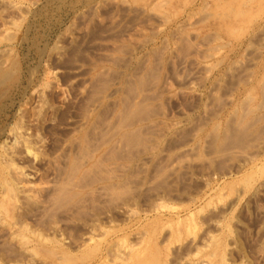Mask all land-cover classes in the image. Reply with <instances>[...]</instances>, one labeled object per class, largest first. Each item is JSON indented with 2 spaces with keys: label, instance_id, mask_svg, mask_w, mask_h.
Here are the masks:
<instances>
[{
  "label": "rangeland",
  "instance_id": "rangeland-1",
  "mask_svg": "<svg viewBox=\"0 0 264 264\" xmlns=\"http://www.w3.org/2000/svg\"><path fill=\"white\" fill-rule=\"evenodd\" d=\"M130 1L0 0V36H2L0 37L2 38L0 39V66L2 65L4 70L9 64L8 62H12V60L17 62V68L11 74L12 78L0 85V93H2L0 94V264H67V262L70 264H124L125 261V264H139L142 259L150 260L149 257L153 254L152 252L157 249L154 253H157L159 264H172L170 261L173 264H264V101L263 104L261 103L264 96L261 97L260 94L262 89L264 95V88L261 87V83H264V33L262 34V30L264 32V0H254L253 2L250 0V3L249 0H218L219 2L217 0H204V3L203 0H185V2L184 0H165L166 4L164 0H132L133 3ZM160 1H163L166 6L160 5L161 9H156L157 12L153 9L158 7ZM217 3L228 4L226 7H222V10L221 7L217 8ZM188 11L189 13H187ZM161 15L166 16V18L163 17L165 20H161ZM3 17H7L6 21ZM188 17L191 18L188 19ZM200 17L204 19L203 22L198 19ZM219 20H221L220 23ZM221 25L222 27H220ZM222 30L224 31L222 32ZM185 32L187 33L185 34ZM241 33L242 35H240ZM179 34L182 39H178ZM223 34L225 35L223 36ZM260 37L263 38L260 40ZM183 39L186 42H192L193 46L190 43L185 45ZM179 40L183 41L179 43ZM255 40L258 42L254 44ZM262 42L263 46L259 45ZM161 44L169 45L164 47L165 45L162 46ZM215 45L217 48L214 47ZM248 45L250 48H256V50L247 48ZM175 46L178 48L176 49ZM162 48L165 49L162 50ZM191 49L193 50L191 51ZM197 52L207 53L208 57L202 58L205 54H197ZM211 52H215L214 55ZM209 53L212 54L210 57ZM153 59L154 61H152ZM157 63L159 64L156 65ZM143 66L144 68H142ZM208 66L214 69H210ZM235 66H237L238 71H236ZM178 68L180 69L178 70ZM137 69H141V71H136ZM146 71L151 79L147 73H144ZM153 73L156 74L155 77ZM140 75L148 77L145 78L148 81H144L145 85L143 86L145 87L143 89L142 87L136 88L139 85L136 83L141 77ZM190 78L192 80H189ZM237 79L242 80L235 81ZM131 87L134 90H130ZM140 89L151 98L147 99V103H145V107L149 106L148 109H145L146 115L143 109V114L139 112L137 117L141 115L140 118L144 117L142 118L144 120L147 117V120L139 119L140 122L135 123L136 119L132 117L133 120H131L130 116L129 122L124 123V130L128 126H132L131 123L140 126L138 133L141 136L137 133L139 139L134 143L133 141L131 144L129 143L128 148L127 143L125 145L121 138H118L120 137L118 135V126L120 125L118 119L120 117L117 119L116 115H119L116 113L123 103H125L123 106L131 105L130 102L137 103L138 97H141L142 90ZM147 96L143 97L144 100L148 98ZM251 96L253 97L251 98ZM247 97L253 100L244 104L246 99L249 100ZM121 98H125L126 102L123 101L124 99L121 101ZM128 98L130 99L128 100ZM205 102H207L206 105ZM249 102H251L250 105ZM239 105H243L242 110H240L241 106ZM133 106L137 107L135 104ZM109 109L111 110L109 111ZM240 111L247 113L245 115L240 114ZM259 115L260 120L257 119V121L255 117ZM232 116L235 117L234 121L231 119ZM102 117L103 121L100 119ZM239 117L245 119L244 127L248 126V128L244 129V133L238 136L239 138L241 136V140L238 138L240 142H237L239 140L235 137L232 138L235 142H230L231 138L229 139V137L230 135L233 136L231 130L234 131L235 129L231 124ZM114 118L117 119L116 123ZM229 118L233 123L229 122ZM250 119L251 122L253 120L257 122L249 124ZM203 122L207 123L204 125ZM228 122L232 129L225 126V123L228 124ZM245 122H249L248 125ZM150 123L151 125H148ZM190 123L196 124L194 130ZM93 124L95 125L94 130L96 128L95 132L92 129L91 131L88 130L94 126ZM110 125L112 126L110 127ZM146 127L148 130L145 129ZM104 129L108 132L115 131V133H108ZM213 129L214 131H212ZM228 130L230 133L228 134L229 137L227 136L229 142L226 139V145L223 143L220 148L225 147L226 149L230 148V150L228 153L227 151L224 152V157L220 153L222 157L220 158L219 154L215 153L213 148L210 150L209 146L213 147L212 142L218 141L216 134H225L224 132ZM87 131H90L89 134ZM98 131L102 132L98 134ZM210 132H212L211 136L208 134ZM85 133H87L86 137L91 139H85L89 145V154L84 157L82 155L84 151L79 143H81V136ZM90 133L92 134L90 135ZM248 133L250 136L253 135L252 138L249 137ZM108 134L111 137L114 136L111 138ZM207 135L210 136L212 142ZM242 135L245 138L244 141H242ZM259 135L261 136L257 137ZM92 139L95 142L99 141L97 142L99 145L92 142ZM92 143L99 147L93 146ZM137 143H139L138 148L135 146ZM153 144H156V148ZM171 144L173 146H169ZM236 144L239 146H235ZM241 144L242 147L246 146V148H242ZM124 146L126 151L122 148ZM214 146L217 145L214 143ZM150 147L153 148L151 151ZM206 147L209 148V151L205 149ZM127 148L130 151H127ZM75 149L78 151L76 152ZM232 149H237V152L241 150L242 152L239 151L241 155L233 151L238 156L235 157L233 153L231 154ZM71 152L75 155L74 159H81L80 161L83 163L85 160L82 159L81 155L84 159L93 157L89 159L90 162L86 160L77 177L72 180L74 181L73 184L81 180L78 181L81 184L77 182L71 189V192L78 194L75 193L73 197L62 200L60 202L62 206L54 201V198L58 197L55 196L58 188L56 185L65 179L66 176L64 175H67L69 162L71 159L73 160ZM125 152L127 155L124 154ZM198 152L202 153L201 157H199ZM203 152L205 153L203 154ZM208 153L212 158L210 161L211 158ZM225 153L228 154L226 155L227 158H225ZM206 154L208 155L206 156ZM214 154H218L219 157L216 155L215 158ZM95 159L101 160V163L97 161L95 166ZM176 161H179L180 164ZM220 162L221 164H218ZM64 163L66 165L63 166ZM92 166H95V170ZM102 169L110 172V176L108 172V174L104 172L106 176L102 172L100 175L102 180H98L100 178L96 176L101 174L100 170L102 171ZM86 170L90 173V177L86 175ZM95 171L97 175H95ZM164 171H166L165 174H163ZM111 172L113 176H111ZM155 173H158L160 178L156 177ZM80 175L84 178H79ZM115 175L116 178H113ZM85 179L87 180L84 181ZM160 179L163 180L158 181ZM82 182H86L87 185ZM152 182H155V185ZM119 184L123 185V188L128 187L132 193H129L130 191L127 189L126 192ZM7 186L10 188H8L9 190L5 189ZM130 186L135 190H133L134 193ZM108 187L113 190L106 189ZM103 190H108L107 194ZM110 190L114 194L109 193ZM2 193L3 198L5 196L12 197L10 199L4 198L7 200V204L5 203L3 206L8 209V212L2 208ZM80 197L84 198L79 200ZM10 200L13 204L9 202ZM50 201H54L52 202L54 208ZM159 203L161 206L164 204V208L160 209ZM48 204H50L49 207ZM167 207L168 211L165 209ZM174 207L178 208L175 209ZM44 210L46 213H43ZM8 213L11 218L8 217ZM45 214L50 215L49 221ZM99 214L100 216H98ZM39 221L43 222L39 223ZM195 226L198 228L196 229ZM205 228L207 229L204 230ZM90 238L92 239L91 242ZM21 239L24 243L20 241ZM25 239L29 241L26 240V243ZM87 240L89 242H86ZM28 242L30 243L28 244ZM146 243L149 249L145 251L147 249ZM22 244L24 245L22 246ZM226 246H228L227 249ZM50 250L54 252L52 253ZM51 253L55 256L52 257ZM33 254L38 255L34 256ZM60 254L65 258L63 259ZM132 254H135L136 257ZM179 255L181 256L179 257ZM210 255L212 258L209 257ZM119 256H122L120 260L118 259ZM124 256L126 259L123 258ZM66 258L71 261L65 260ZM162 258H165L164 261ZM63 260L67 262L62 263ZM122 260L124 261L122 262ZM218 260L223 262L220 261L219 263ZM157 262L153 264H158Z\"/></svg>",
  "mask_w": 264,
  "mask_h": 264
},
{
  "label": "bare ground",
  "instance_id": "bare-ground-1",
  "mask_svg": "<svg viewBox=\"0 0 264 264\" xmlns=\"http://www.w3.org/2000/svg\"><path fill=\"white\" fill-rule=\"evenodd\" d=\"M131 1H132V0H131ZM131 1H130V2H131ZM133 1H136V0H133ZM133 1H132V3H133ZM139 1H141V0H139ZM166 1H169V0H166ZM178 1H179V0H178ZM181 1H182V0H181ZM198 1H199V0H198ZM217 1H218V0H217ZM228 1H229V0H228ZM228 1H227V2H228ZM231 1H232V0H231ZM241 1H242V0H241ZM253 1H254V0H252L251 2H253ZM142 2H143V1H142ZM142 2H141V3H142ZM160 2H161L162 4H161V3H160V4L156 3V4H158V5H157V6H158L157 8L154 7V6H156L155 4H154V6L152 5L155 9H153V7H151V8H152L153 10H156V9L160 8V7H159L160 5H161V6H162V5L166 6V5H165V4H166L165 0H164L165 4H163V3H164L163 1H160ZM184 2H185V0H184ZM214 2H215V1H214ZM218 2H219V1H218ZM220 2H222V1H220ZM225 2H226V1H225ZM237 2H238V1H237ZM246 2H247V1H246ZM257 2H258V1H257ZM144 3H145V2H144ZM146 3H147V2H146ZM172 3H173V2H172ZM174 3H175V2H174ZM177 3H178V2H177ZM203 3H204V0H203ZM249 3H250V0H249ZM249 3H248V4H249ZM138 4H139V3H138ZM205 4H206V3H205ZM210 4H211V3H210ZM226 4H228V3H226ZM226 4H225V3H223V4H222V3H217L216 6H217V8H218V7H219V8L221 7V9H222V7H223V8L226 7ZM238 4H240V3H238ZM253 4H254V3H253ZM258 4H259V3H258ZM260 4H261V3H260ZM260 4H259V5H260ZM57 5H58V4H57ZM143 5H144V4H143ZM175 5H176V4H175ZM185 5H186V4H185ZM200 5H201V4H200ZM234 5H235V3H234ZM234 5H233V6H234ZM205 6H206V5H205ZM205 6H204V7H205ZM212 6H213V4H212ZM216 6H215V7H216ZM236 6H237V5H236ZM236 6H235V7H236ZM243 6H244V5H243ZM181 7H183V6H181ZM201 7H202V5H201ZM204 7H203V8H204ZM215 7H214V8H215ZM246 7H247V6H246ZM254 7H255V6H254ZM262 7H263V5H262ZM164 8H165V7H164ZM168 8H169V7H168ZM205 8H206V7H205ZM247 8H248V7H247ZM259 8H260V7H259ZM160 9H161V8H160ZM166 9H167V8H166ZM175 9H177V8H175ZM208 9H209V8H208ZM212 9H213V7H212ZM221 9H220V10H221ZM236 9H238V8L236 7ZM252 9H253V8H252ZM256 9H257V8H256ZM158 10H159V9H158ZM164 10H165V9H164ZM181 10H182V9H181ZM203 10H204V9H203ZM222 10H223V9H222ZM238 10H239V9H238ZM238 10H237V11H238ZM240 10H241V9H240ZM156 11H157V10H156ZM165 11H166V10H165ZM174 11H175V10H174ZM174 11H173V12H174ZM176 11H177V10H176ZM207 11H208V10H207ZM209 11H210V10H209ZM247 11H248V9H247ZM253 11H254V10H253ZM257 11H258V10H257ZM260 11H261V10H260ZM260 11H259V12H260ZM262 11H263V9H262ZM262 11H261V12H262ZM157 12H158V11H157ZM166 12H167V11H166ZM177 12H178V11H177ZM177 12H176V13H177ZM214 12H215V11H214ZM255 12H256V11H255ZM261 12H260V13H261ZM1 13H2V12H1ZM159 13H160V12H159ZM159 13H158V14H159ZM178 13H179V12H178ZM181 13H182V12H181ZM187 13H189V11H188ZM187 13H186V14H187ZM192 13H193V12H192ZM205 13H207V12H205ZM219 13H220V12H219ZM231 13H232V12H231ZM239 13H240V12H239ZM262 13H263V12H262ZM160 14H162V13H160ZM163 14H164V13H163ZM167 14H168V13H167ZM171 14H172V13H171ZM173 14H174V13H173ZM183 14H184V13H183ZM194 14L196 15L195 12H194ZM201 14H202V13H201ZM213 14H214V13H213ZM213 14H212V15H213ZM227 14H229V13H227ZM247 14H248V13H247ZM164 15H165V14H164ZM168 15H169V14H168ZM175 15H176V14H175ZM177 15H178V14H177ZM191 15H192V14H191ZM214 15H215V14H214ZM214 15H213V16H214ZM220 15H221V14H220ZM225 15H226V14H225ZM250 15H251V13H250ZM257 15H258V14H257ZM259 15H260V14H259ZM161 16H162V15H161ZM169 16H170V15H169ZM171 16H172V15H171ZM189 16H190V15H189ZM221 16H222V15H221ZM221 16H220V17H221ZM226 16H227V15H226ZM247 16H249V15H247ZM254 16H255V15H254ZM153 17H155V16H153ZM163 17L166 18V16H162V17H161V18H162L161 20H165ZM207 17H208V16H207ZM218 17H219V16H218ZM220 17H219V18H220ZM256 17H257V16H256ZM3 18H5V17H3ZM6 18H7V17H6ZM6 18H5V21H6ZM155 18H156V17H155ZM189 18H191V17H188V19H189ZM202 18H203V17H202ZM215 18H216V17H215ZM219 18H218V19H219ZM232 18H233V17H232ZM251 18H254V17H251ZM153 19H154V18H153ZM158 19H159V18H158ZM198 19H201V17L198 18ZM208 19H209V18H208ZM211 19H213V18H211ZM229 19H230V18H229ZM166 20H167V19H166ZM201 20H202V22H203L204 19H201ZM201 20H200V22H201ZM205 20H206V19H205ZM209 20H210V19H209ZM213 20H214V19H213ZM215 20H216V19H215ZM242 20H243V19H242ZM247 20H248V19H247ZM172 21H173V19L171 20V22H172ZM188 21H190V20H188ZM220 21H221V20H219V23H220ZM166 22H167V21H166ZM200 22H199V23H200ZM212 22H213V21H212ZM217 22H218V21H217ZM217 22H216V23H217ZM236 22H237V21H236ZM238 22H239V21H238ZM6 23H9V22H6ZM204 23H205V22H204ZM204 23H203V24H204ZM216 23H215V24H216ZM229 23H230V21H229ZM207 24H208V23H207ZM222 24H223V23H222ZM243 24H244V23H243ZM253 24H254V23H253ZM18 25H19V24H18ZM212 25H213V23H212ZM219 25H220V24H219ZM226 25H227V24H226ZM228 25H229V24H228ZM230 25H231V24H230ZM177 26H178V25H177ZM187 26H188V25H187ZM213 26H214V25H213ZM213 26H212V27H213ZM254 26H255V25H254ZM178 27H179V26H178ZM220 27H222V25H221ZM228 27H229V26H228ZM233 27H234V26H233ZM262 27H263V25H262ZM14 28H15V27H14ZM43 28H44V27H43ZM180 28H181V27H180ZM186 28H187V27H186ZM208 28H209V27H208ZM208 28H207V29H208ZM210 28H211V27H210ZM216 28H217V27H216ZM224 28H225V25H224ZM229 28H230V27H229ZM234 28H235V27H234ZM237 28H238V27H237ZM256 28H257V27H256ZM159 29H160V28H159ZM178 29H179V28H178ZM181 29H182V28H181ZM181 29H180V30H181ZM184 29H185V28H184ZM232 29H233V28H232ZM235 29H236V28H235ZM244 29H245V28H244ZM247 29H249V28H247ZM254 29H255V28H254ZM225 30H227V29H225ZM249 30H250V29H249ZM252 30H253V29H252ZM260 30H261V29H259V31H260ZM8 31H10V30H8ZM26 31H27V30H26ZM212 31H213V30H212ZM218 31H219V30H218ZM223 31H224V30H222V32H223ZM235 31H236V30H235ZM237 31H238V29H237ZM256 31H257V30H256ZM107 32H108V31H107ZM149 32H151V31H149ZM154 32H155V31H154ZM181 32H182V31H181ZM181 32H180V34H181ZM233 32H234V31H233ZM248 32H249V31H248ZM253 32H254V31H253ZM257 32H258V31H257ZM260 32H261V31H260ZM260 32H258V33H260ZM13 33H15V32H13ZM171 33H173V32H171ZM186 33H187V32H185V34H186ZM188 33H189V32H188ZM192 33H193V32H192ZM220 33H221V32H220ZM258 33H256V34H258ZM263 33H264V32H263V30H262V34H263ZM151 34H152V33H151ZM175 34H176V33H175ZM180 34H179V35H180ZM256 34H255V35H256ZM0 35H1V34H0ZM108 35H109V34H108ZM176 35H177V34H176ZM179 35H178V39H182V38H181V35H180V38H179ZM182 35H183V32H182ZM224 35H225V34H223V36H224ZM235 35H236V34H235ZM235 35H234V36H235ZM240 35H242V33H241ZM5 36H6V35H5ZM8 36H9V35H8ZM8 36H7V38H9ZM109 36H110V35H109ZM153 36H154V35H153ZM184 36H185V35H184ZM191 36H192V35H191ZM238 36H239V35H238ZM252 36H253V35H252ZM0 37H2V36H0ZM12 37L14 38V36H12ZM12 37H10V38H12ZM172 37H173V36H172ZM182 37H183V36H182ZM205 37H208V36H205ZM217 37H218V36H217ZM228 37H229V36H228ZM256 37H257V36H256ZM24 38H25V37H24ZM130 38H131V37H130ZM170 38H171V36H170ZM210 38H211V37H210ZM258 38H259V35H258ZM262 38H263V37H262ZM262 38L260 37V40H261ZM0 39H2V38H0ZM178 39H177V40H178ZM184 39H186V37H184ZM184 39H183V40H184ZM187 39H188V38H187ZM203 39H204V38H203ZM212 39H213V38H212ZM228 39H229V38H228ZM7 40H8V39H7ZM99 40H100V39H99ZM148 40H149V39H148ZM152 40H153V39H152ZM183 40H179V43H181L180 41H183ZM251 40H252V39H251ZM24 41H25V40H24ZM132 41H133V40H132ZM132 41H131V42H132ZM162 41H163V40H162ZM184 41H185V40H184ZM187 41H188V40H187ZM205 41H208V39H205ZM223 41H224V40H223ZM228 41H229V40H228ZM263 41H264V40H263ZM164 42H165V41H164ZM219 42H220V41H219ZM224 42H225V41H224ZM249 42H250V40H249ZM257 42H258V41L255 40L254 44L257 43ZM161 43H162V42H161ZM167 43H168V42H167ZM175 43H176V42H175ZM183 43H184V42H183ZM187 43H190V44L192 45V42H190V41H188V42L185 41V45H186ZM204 43H205V42H204ZM251 43H252V41H251ZM251 43H250V45L253 44V43H252V44H251ZM133 44H134V43H133ZM172 44H174V43H172ZM201 44H202V43H201ZM32 45H33V44H32ZM139 45H140V44H139ZM161 45H162V44H161ZM164 45H165V46H164ZM164 45H162V46L166 47V46H168L169 44H168V45L164 44ZM222 45H223V44H222ZM250 45H248L247 48H250V47H249ZM259 45H262V46H263V42H262L261 44H259ZM122 46H123V45H122ZM192 46H193V45H192ZM203 46H204V45H203ZM220 46H221V45H220ZM225 46H227V45H225ZM254 46H255V45H254ZM35 47H36V45H35ZM116 47H117V46H116ZM137 47H138V46H137ZM175 47H176V46H175ZM205 47H206V46H205ZM214 47H216V45H215ZM214 47H213V49H214ZM258 47H259V46H258ZM260 47H261V46H260ZM177 48H178V46L176 47V49H177ZM216 48H217V47H216ZM218 48H219V46H218ZM229 48H231V47L229 46ZM251 48H253V47H251ZM251 48H250V49H251ZM137 49H138V48H137ZM163 49H165V48H162V50H163ZM208 49L210 50V48H208ZM224 49H225V48H224ZM227 49H228V48H227ZM253 49L256 50V48H253ZM40 50H41V49H40ZM121 50H122V49H121ZM158 50H159V49H158ZM192 50H193V49H191V51H192ZM204 50H205V49H204ZM214 50H215V49H214ZM248 50H249V49H248ZM248 50H247V52H250V51H248ZM124 51H125V50H124ZM159 51H160V50H159ZM184 51H186V50H184ZM206 51H207V50H206ZM232 51H233V50H232ZM253 51H254V50H253ZM179 52H180V51H179ZM195 52H196V51H195ZM219 52H220V51H219ZM38 53H39V51H38ZM153 53H154V52H153ZM161 53H162V52H161ZM198 53H201V52H197V54H198ZM211 53L214 55L215 52H214V53L211 52ZM258 53H259V52H258ZM124 54H125V53H124ZM129 54H130V53H129ZM154 54H155V53H154ZM201 54H202V53H201ZM204 54H205V53H203L202 55H204ZM212 54H211V55H212ZM160 55H161V54H160ZM176 55H179V54H176ZM202 55H201V57H202ZM207 55H208V54L206 53L205 56L202 57V58H205ZM211 55H210V53H209V57H210ZM215 55H216V54H215ZM104 56H105V55H104ZM143 56H144V54H143ZM220 56H221V55H220ZM245 56H246V55H245ZM155 57H156V54H155ZM207 57H208V56H207ZM212 57H213V56H212ZM223 57H225V56H223ZM255 57H257V56H255ZM105 58H106V57H105ZM116 58H117V56H116ZM122 58H123V57H122ZM127 58H128V57H127ZM158 58H159V57H158ZM221 58H222V57H221ZM225 58H226V57H225ZM243 58H245V57H243ZM257 58H258V57H257ZM113 59H114V58H113ZM124 59H125V58H124ZM145 59H146V58H145ZM155 59H156V58H155ZM248 59H249V58H248ZM86 60H87V59H86ZM86 60H85V61H86ZM106 60H107V59H106ZM109 60H110V59H109ZM120 60H121V59H120ZM202 60H204V59H202ZM217 60H218V59H217ZM217 60H216V61H217ZM221 60H222V59H221ZM224 60H225V59H224ZM238 60H239V59H238ZM246 60H247V58H246ZM114 61H115V59H114ZM145 61H146V60H145ZM145 61H144V62H145ZM152 61H154V59H153ZM167 61H168V58H167ZM218 61H219V60H218ZM236 61H237V60H236ZM139 62H140V61H139ZM141 62H142V61H141ZM155 62H156V60H155ZM220 62H221V61H220ZM244 62H245V61H244ZM8 63H9V64L4 68V70H3L2 65L0 66V67H2V69H0V85H2L1 83L6 82L9 78H12V75H11V74L13 73V70L17 68V62H16V60H14V61L12 60V62L10 61V62H8ZM106 63H107V62H106ZM113 63L116 64V62H113ZM120 63H121V62H120ZM215 63H216V62H215ZM215 63H213V65H214ZM217 63H218V62H217ZM239 63H240V62H239ZM121 64H122V63H121ZM158 64H159V63H157L156 65H158ZM178 64H179V63H178ZM181 64H182V63H181ZM219 64H220V63H219ZM125 65H126V64H125ZM213 65H212V67H213ZM217 65H218V64H217ZM231 65H232V64H231ZM114 66H115V65H114ZM141 66H142V65H141ZM182 66H183V65H182ZM200 66H201V65H200ZM203 66H204V65H203ZM214 66H215V65H214ZM228 66H229V65H228ZM232 66H233V65H232ZM130 67H131V66H130ZM133 67H134V66H133ZM148 67H149V65H148ZM148 67H147V68H148ZM177 67H178V66H177ZM208 67H209V66H208ZM212 67L210 66L209 68L211 69ZM236 67H237V66H235V69H236ZM78 68H79V67H78ZM142 68H144V66H143ZM160 68H161V67H160ZM175 68H176V67H175ZM200 68H201V67H200ZM231 68H232V67H231ZM242 68H243V67H242ZM149 69H150V68H149ZM152 69H153V68H152ZM179 69H180V68H178V70H179ZM212 69H214V68H212ZM223 69H224V68H223ZM227 69H228V68H227ZM238 69H239V68H238ZM129 70H130V69H129ZM134 70H135V69H134ZM138 70H139V69H137L136 71H138ZM154 70L156 71V69H154ZM158 70H159V69H158ZM232 70H233V68H232ZM239 70H242V69H239ZM244 70H245V68H244ZM84 71H85V70H84ZM107 71H108V70H107ZM139 71H141V69H140ZM151 71H152V70H151ZM204 71H205V70H204ZM236 71H238V70L236 69ZM236 71H235V72H236ZM14 72H15V71H14ZM102 72H103V71H102ZM131 72L133 73L134 71H131ZM148 72H149V71H148ZM240 72H241V71H240ZM100 73H101V72H100ZM113 73H114V72H113ZM124 73H125V72H124ZM142 73H143V72H142ZM142 73H140V74L142 75ZM144 73H147V71L144 72ZM155 73H156V72H155ZM250 73H251V72H250ZM111 74H112V73H111ZM111 74H109V75H111ZM130 74H131V73H130ZM130 74H129V75H130ZM134 74H135V73H134ZM147 74H148V73H147ZM153 74H154V73H153ZM176 74H177V73H176ZM225 74H226V73H225ZM228 74H229V73H228ZM247 74H248V73H247ZM247 74H246V75H247ZM99 75H100V74H99ZM106 75H108V74H106ZM106 75H105V76H106ZM116 75H117V74H116ZM129 75H128V76H129ZM138 75H139V74H138ZM141 75H140V76H141ZM148 75H149V74H148ZM148 75H147V76H148ZM151 75H152V74H151ZM155 75H156V74H154V77H155ZM158 75H159V74H158ZM158 75H157V76H158ZM203 75H204V74H203ZM232 75H233V74H232ZM236 75H237V74H236ZM248 75H249V74H248ZM254 75H255V73L253 74V76H254ZM82 76H83V75H82ZM122 76H123V75H122ZM134 76H135V75H134ZM134 76H133V77H134ZM234 76H235V75H234ZM234 76H233V77H234ZM237 76H239V75H237ZM237 76H235V77H237ZM103 77H104V76H103ZM124 77H126V76H124ZM136 77H138V76H136ZM149 77H150V75H149ZM233 77H232V78H233ZM104 78H105V77H104ZM131 78H132V77H131ZM134 78H135V77H134ZM145 78H148V77L141 76V77L139 78V80L135 78L136 80H138V82L136 83V85H138V84L140 85V87H139V85H138V87L136 86L137 89H138V88H141V87H142V89H143V88L145 87V86H143V85H145V84H144V83H145L144 81H148V80H146ZM177 78H178V77H177ZM185 78H187V76H185ZM238 78H240V76H239ZM250 78L253 79V77H250ZM261 78H262V77H261ZM108 79H111V78H108ZM123 79H124V78H123ZM125 79H126V78H125ZM127 79H128V78H127ZM144 79H145V80H144ZM149 79H151V77H150ZM183 79H184V78H183ZM187 79H188V78H187ZM257 79H258V78H257ZM106 80H107V79H106ZM189 80H192V79L190 78ZM224 80H226V79H224ZM238 80H242V79H237V80H235V81H238ZM261 80H262V79H261ZM104 81H105V79H104ZM108 81H109V80H108ZM124 81H125V80H124ZM127 81H128V80H127ZM129 81H130V80H129ZM131 81H132V79H131ZM131 81H130L129 83H131ZM151 81H152V80H151ZM257 81H258V80H257ZM263 81H264V80H263ZM134 82H135V81H134ZM149 82H150V80H149ZM167 82H168V81H167ZM184 82H185V81H184ZM240 82H244V83H245L246 81H240ZM101 83H102V82H101ZM169 83H170V81H169ZM185 83H186V82H185ZM244 83H243V84H244ZM97 84H98V83H97ZM127 84H128V83H127ZM133 84H134V83H133ZM188 84H189V83H188ZM217 84H218V83H217ZM231 84H232V81H231ZM235 84H236V83H235ZM235 84H234V85H235ZM261 84H262L261 87L264 88V86H263L264 83H261ZM100 85H101V84H100ZM215 85H216V84H215ZM234 85H232V86H234ZM126 86H129V85H126ZM130 86H132V85L130 84ZM250 86H251V85H250ZM19 87H20V86H19ZM102 87H103V85H102ZM104 87H105V86H104ZM216 87H217V86H216ZM223 87H224V86H223ZM227 87H228V86L226 85V88H227ZM256 87H257V86H256ZM124 88H125V87H124ZM147 88H148V87H147ZM161 88H162V87H161ZM219 88H220V87H219ZM101 89H102V88H101ZM127 89H128V88H127ZM142 89H140V90H142ZM159 89H160V87H159ZM247 89H249V88H247ZM257 89H258V88H257ZM130 90H134V88L131 87ZM160 90H161V89H160ZM254 90H255V89H254ZM254 90H253V91H254ZM261 90H262V89H261ZM261 90H260V92H261L260 94L262 95L261 97H263V96H264V95H263V91H261ZM5 91H6V90H5ZM97 91H98V90H97ZM126 91H127V90H126ZM224 91H225V89H224ZM246 91H247V90H246ZM249 91H250V89H249ZM102 92H103V91H102ZM154 92H155V91H154ZM154 92H153V94H155ZM163 92H164V91H163ZM225 92H227V91H225ZM107 93H108V92H107ZM123 93H124V92H123ZM130 93H131V92H130ZM139 93H140V92H139ZM244 93H245V92H244ZM256 93H257V92H256ZM0 94H2V93H0ZM140 94H141L140 96H141L142 98H141V97H138L139 100H137L138 102H139V101H140V102H139V103H138V102H137V103H134L135 106H137V107H134V106H133L134 104H133L132 102H130L131 105L129 104L128 106H127V105H126V106H125V105L123 106V104H125V103H123L122 106L120 107V109L117 110V113H116V114L119 115V116L116 115L117 119H118V117H120V118L118 119V120H120V125L118 126V128H119V129H118V133H119L118 135H119L120 137H118V138H121L122 143L124 142L125 145H126V143H127V146L130 145L132 141H133V143H134L137 139H139V138H138V134H139V133H138V131H139L138 129L140 128V126L138 127V125H136V124H132V123H131L132 126H128V127L125 128L126 130H124V127H125L124 123H126V122L128 121V118H129L130 116H131V118L133 117V118L136 119V122L134 121L135 123H139V122H140L139 119H142V118H144V117L140 118L141 115H140V117H137L138 113L140 112V114H143V109H144V114L146 115V113H145V109H148V107H149V106H148V107H145V103H147V102H146L147 99H150L151 97L147 96V95H146L147 93H146V92L144 93L143 90H142V92H141ZM219 94H221V93H219ZM222 94H223V93H222ZM5 95H6V94H5ZM125 95H126V94H125ZM157 95L159 96V93H158ZM226 95H227V94H226ZM257 95H258V94H257ZM15 96H16V95H15ZM105 96H106V95H105ZM105 96H104V97H105ZM127 96H128V95H127ZM131 96H132V95H131ZM133 96H134V95H133ZM146 96H147L148 98H146V99L144 100V98H145ZM153 96H154V95H153ZM213 96H214V95H213ZM246 96H247V94H246ZM3 97H4V96H3ZM108 97H109V96H108ZM121 97H123V96H121ZM143 97H144V98H143ZM168 97H169V96H168ZM186 97H187V96H186ZM252 97H253V96H251V98H252ZM153 98H154V97H153ZM156 98H157V97H156ZM158 98H159V97H158ZM211 98H212V96H211ZM221 98H222V96H221ZM221 98H219V99H221ZM247 98H249V100L246 99V100L243 102L244 104H247V103H245V102H248V101H252V100H253V99H251L250 97H247ZM123 99H124V100H123ZM123 99L121 98V101H122V100L125 101V98H123ZM129 99H130V98H128V100H129ZM142 99H143V100H142ZM209 99H210V98H209ZM262 99H263V100H261V103L264 101V98H262ZM4 101H5V100H4ZM229 101H230V100H229ZM112 102H113V101H112ZM125 102H126V101H125ZM135 102H136V101H135ZM215 102H216V99H215ZM91 103H92V102H91ZM91 103H89V104H91ZM127 103H128V102H127ZM150 103H151V102H150ZM206 103H207V102H205L204 104L206 105ZM216 103H217V102H216ZM243 103H242V104H243ZM250 103H251V102H249V105H250ZM258 103H259V102H258ZM258 103H257V104H258ZM97 104H98V103H97ZM97 104H96V105H97ZM220 104H222V102H220ZM262 104H263V103H262ZM164 105H165V104H164ZM168 105H169V104H168ZM187 105H188V104H187ZM212 105H213V104H212ZM227 105H228V104H227ZM249 105H248V106H249ZM112 106H113V105H112ZM218 106H219V105H218ZM239 106H241V109H240V110H242L243 105H239ZM245 106H246V105H244V107H245ZM257 106H258V105H257ZM257 106H256V107H257ZM261 106H262V105H261ZM87 107H88V106H87ZM108 107H110V106H108ZM133 107H134V109H132ZM203 107H204V106H203ZM219 107H220V106H219ZM246 107H247V106H246ZM254 107H255V106H254ZM256 107H255V108H256ZM89 108H90V107H89ZM102 108H103V107H102ZM113 108H114V107H113ZM151 108H152V107H151ZM151 108L149 109L150 111H151ZM158 108H159V107H158ZM163 108H164V107H163ZM183 108H184V107H183ZM191 108H192V107H191ZM204 108H205V107H204ZM249 108H250V107H249ZM94 109H95V108H94ZM170 109H171V108H170ZM170 109H169V110H170ZM246 109H247V108H246ZM258 109H259V108H258ZM261 109H262V108H261ZM106 110H107V109H106ZM110 110H111V109H109V111H110ZM159 110H160V109H159ZM172 110H173V109H172ZM175 110H176V109H175ZM188 110H189V109H188ZM235 110H236V109H235ZM248 110H249V109H248ZM0 111H1V110H0ZM86 111L88 112V110H86ZM86 111H85V112H86ZM113 111H114V110H113ZM166 111H167V110H166ZM166 111H164V112L166 113ZM190 111H191V110H190ZM256 111H257V109H256ZM101 112H102V111H101ZM104 112H105V110H104ZM155 112H156V111H155ZM155 112H154V113H155ZM106 113H107V111H106ZM151 113H152V112H151ZM154 113H153V115H154ZM241 113H243V112L240 111V114H241ZM245 113H247V112H245ZM245 113H243V114L245 115ZM248 113H250V112H248ZM99 114H100V113H99ZM234 114H235V113H234ZM151 115H152V114H151ZM153 115H152V116H153ZM232 115H233V114H232ZM102 116H103V115H102ZM114 116H115V115H114ZM138 116H139V115H138ZM230 116H231V115H230ZM239 116H241V115H239ZM106 117H107V116H106ZM109 117H110V116H109ZM109 117H108V118H109ZM145 117H146V116H145ZM257 117H258V118H257ZM133 118H132L131 120H133ZM169 118H170V116H169ZM214 118H215V116H214ZM234 118H235V117H234ZM234 118H233V116H232L231 119H233V121H234ZM259 118H260V115L255 117L256 120H257V119L260 120ZM100 119L103 121V117L100 118ZM117 119H116V120H117ZM129 119H130V118H129ZM135 119H134V120H135ZM200 119H202V118H200ZM229 119H230V118H229ZM229 119H228V120H229ZM231 119L229 120V122L233 123V121H231ZM101 120H100V121H101ZM106 120H108V119H106ZM114 120H115V118H114ZM116 120H115V123H116ZM137 120H138V121H137ZM142 120H143V119H142ZM145 120H147V117H146V119H144L143 121H145ZM152 120H153V119H152ZM256 120H255V121H256ZM258 120H257V121H258ZM112 121H113V120H112ZM150 121H151V120H150ZM157 121H158V120H157ZM159 121H160V120H159ZM190 121H191V120H190ZM194 121H195V120H194ZM201 121H202V120H201ZM244 121H245V119L239 117V119H237L233 124H231V125H233V126L235 127L234 131L231 130V132L233 133V136H232V135H230V137L228 136V134H230V133H228V132H229V130H228V131H225V132H224L225 134H223V133H222V134H220V133H219V134H216V135H217V138H218V141L216 140V138H215L216 136H215L214 138H215L216 141H215V142H212V140H211V138H210V136L212 135V132L208 133L209 135L211 134L210 136L207 135V136H208V139L210 138V141L213 143V147L209 146V148H211L210 150H212V148H213V151H214L215 153H218L219 156H220V158L224 157V155H223L224 152L227 151V153H228V150H230V148H229V149H226V148L224 147V146L226 145V143H225L226 139L228 140V142H229V139H230V138L232 139L233 137H235V139L237 138V140H239V139L241 138V136H240V138H239L238 136L244 133V131H245L244 129L248 128V126H246V128L244 127V126H245V125H244ZM251 121H252V120L250 119V123H249V122H248V123H249V124H252V123L255 124V123L257 122V121L254 122V120H253V122H251ZM98 122H99V120H98ZM104 122H105V121H104ZM106 122H107V121H106ZM128 122H129V121H128ZM229 122H228V124L225 123V126L230 127V125H229L230 123H229ZM83 123H84V122H83ZM83 123H82V124H83ZM95 123H96V122H95ZM95 123H94V124H95ZM100 123H101V122H100ZM100 123H98V124L100 125ZM102 123H103V122H102ZM118 123H119V122H118ZM118 123H117V125H118ZM121 123H122V124H121ZM148 123H149V122H148ZM156 123H157V122H156ZM159 123H160V122H159ZM168 123H170V122H168ZM179 123H180V122H179ZM191 123H192V122H191ZM191 123H190V124H191ZM197 123H198V122H197ZM199 123H200V122H199ZM206 123H207V122H206ZM206 123L203 122L204 125H205ZM245 123H246V122H245ZM248 123H246V124L248 125ZM94 124H93V125H94ZM170 124H172V123H170ZM176 124H177V123H176ZM203 124H202V125H203ZM104 125H105V124H104ZM106 125H107V124H106ZM112 125H113V124H112ZM112 125H110V127H111ZM142 125H143V124H142ZM148 125H151V123L148 124ZM148 125H146V126H148ZM168 125H169V124H168ZM173 125H174V124H173ZM191 125H192V124H191ZM191 125H190V126H191ZM195 125H196V124H195ZM195 125H192V126H193V130H194V126H195ZM108 126H109V125H108ZM108 126H107V127H108ZM153 126H154V125H153ZM155 126H156V125H155ZM162 126H163V125H162ZM174 126H175V125H174ZM217 126H218V125H217ZM233 126H232V127H233ZM242 126H243V128H242ZM252 126H253V125H252ZM252 126H251V127H252ZM78 127H79V126H78ZM78 127H77V128H78ZM94 127H95V125H94L93 127H91L90 129H88V128H87V129L90 130V131H91V129H92V131H93V130H94ZM97 127H98V126H97ZM110 127H109V128H110ZM171 127H173V126H171ZM200 127H201V123H200ZM98 128H99V127H98ZM100 128H101V126H100ZM105 128H106V127H105ZM152 128H153V127H152ZM196 128H197V127H196ZM198 128H199V126H198ZM215 128H216V125H215ZM226 128H227V127H226ZM238 128H240V129H238ZM261 128H262V127H261ZM263 128H264V126H263ZM1 129H2V128H1ZM72 129H73V128H72ZM142 129H143V128H142ZM145 129H147V127H146ZM149 129L151 130V128H149ZM163 129H164V128H163ZM191 129H192V128H191ZM191 129H190V130H191ZM223 129H224V128H223ZM228 129H229V128H228ZM230 129H232V128L230 127ZM242 129H243V130H242ZM95 130H96V128H95ZM95 130H94V132H95ZM104 130H106V129H104ZM109 130H110V129H109ZM116 130H117V129H116ZM147 130H148V129H147ZM155 130H157V129H155ZM200 130H201V129H200ZM241 130H242V131H241ZM258 130H259V129H258ZM260 130L263 131L262 129H260ZM83 131H84V130H83ZM90 131H89V132H90ZM111 131H112V130H111ZM143 131H144V130H143ZM188 131H189V130H188ZM212 131H214V129H213ZM87 132H88V131H87ZM89 132H88V134H89ZM96 132H97V131H96ZM100 132H102V131H100ZM100 132L98 131V134H99ZM106 132H108V131L106 130ZM156 132H157V131H156ZM174 132H175V131H174ZM177 132H178V131H177ZM222 132H223V130H222ZM251 132H252V131H251ZM251 132H250V133H251ZM108 133L114 134L115 131H113V132H108ZM137 133H138V134H137ZM157 133H158V132H157ZM184 133H185V132H184ZM216 133H217V132H216ZM250 133H248V135H249ZM91 134H92V133H90V135H91ZM176 134H177V133H176ZM186 134H187V133H186ZM186 134H185V135H186ZM234 134H235L236 136H235ZM256 134H258V133H256ZM260 134H261V133H260ZM90 135H88V136H90ZM102 135H103V134H102ZM108 135H110V134H108ZM139 135H140V134H139ZM167 135H168V134H167ZM169 135H170V134H169ZM169 135H168V136H169ZM185 135H184V136H185ZM245 135H246V134H245ZM262 135H263V134H262ZM86 136H87V133H85L84 135H82V136H81V143H79V144H80V147H81V148L83 149V151H84V152H82V155H83L84 157L87 156V155L89 154V153H88V152H89V149H88L89 145H88V143H87V141H86L85 139H88V138H90V137L87 138ZM113 136H114V135H113ZM113 136H112V137H113ZM140 136H141V135H140ZM161 136H162V135H161ZM178 136H179V135H178ZM193 136H194V135H193ZM227 136L229 137V139H228ZM242 136H243V135H242ZM251 136H253V135H251ZM251 136L249 135V137H251ZM260 136H261V135H259V136H257V137H260ZM91 137H92V136H91ZM110 137H111V135H110ZM112 137H111V138H112ZM246 137H247V136H246ZM92 138H93V137H92ZM108 138H109V137H108ZM238 138H239V139H238ZM247 138H248V137H247ZM251 138H252V137H251ZM90 139H91V138H90ZM94 139H95V137H94ZM94 139H92L91 141H92V142H95ZM102 139H103V138H102ZM105 139L108 140L107 138H105ZM140 139H141V138H140ZM148 139H149V138H148ZM231 139H230V142H231V141H234V142H235V140H233L234 138H233L232 140H231ZM244 139H245V138H244V136H243V140H242V141H244ZM248 139H249V138H248ZM96 140H99V138H98V139L96 138ZM149 140H150V139H149ZM149 140H148V141H149ZM186 140H187V139H186ZM240 140H241V139H240ZM240 140L237 141V142H240ZM91 141H89V142H91ZM144 141H145V140H144ZM146 141H147V140H146ZM150 141H151V140H150ZM183 141H184V140H183ZM206 141H207V140H206ZM210 141H209V143L211 144ZM245 141L248 143L247 140H245ZM250 141H251V140H250ZM252 141H253V140H252ZM26 142H27V140H26ZM79 142H80V141H79ZM82 142H83V143H82ZM97 142H99V141H97ZM97 142H95V143H97ZM114 142H115V140H114ZM234 142H233V143H234ZM237 142H236V143H237ZM75 143H78V142L75 141ZM95 143H94V145H96V146H97V144L99 145V143H97V144H95ZM100 143H101V142H100ZM102 143H104V142H102ZM105 143H106V141H105ZM115 143H116V142H115ZM119 143H121V142H119ZM129 143H130V144H129ZM173 143H174V142H173ZM181 143H182V142H181ZM206 143H208V141H207ZM214 143H215V145H217L218 147H217V146H214ZM223 143H225V145L222 146V147H224V148H220L221 145H222ZM107 144H108V143H107ZM116 144L118 145V143H116ZM138 144H139V143H137L135 146H137ZM156 144H157V143H156ZM156 144H155V145L153 144V146L155 147ZM175 144H176V143H175ZM237 144H238V143H237ZM237 144H236L235 146H239V145H237ZM249 144H252V143H249ZM259 144L261 145V143H259ZM92 145H93V143H92ZM94 145H93V146H94ZM101 145H105V144H101ZM101 145H100V146H101ZM109 145H110V144H109ZM120 145H121V144H120ZM133 145H134V144H133ZM157 145H158V144H157ZM219 145H220V146H219ZM243 145H246V144L243 143ZM252 145H253V144H252ZM252 145H251V146H252ZM76 146H77V145H76ZM96 146H95V147H96ZM113 146H114V145H113ZM118 146H119V145H118ZM143 146H144V145H143ZM145 146H146V145H145ZM145 146H144V147H145ZM169 146H173V145L171 144V145H169ZM169 146H168V147H169ZM178 146H179V145H178ZM246 146H247V145H246ZM246 146H244V147L246 148ZM97 147H99V146H97ZM109 147H110V146H109ZM138 147H139V146H137V148H138ZM165 147H166V146H165ZM196 147H197V146H196ZM207 147H208V146H207ZM207 147H206L205 149H207ZM226 147H227V146H226ZM241 147H242V144H241ZM244 147H242V148H244ZM77 148H79V147H77ZM81 148L79 149V151L81 150ZM90 148H91V147H90ZM114 148H116V147H114ZM120 148H121V147H120ZM122 148H123V150H125L124 148H126V147L124 146V147H122ZM128 148H129V146H128ZM128 148H127V151H128V150L130 151V149H128ZM134 148H135V147H134ZM151 148H152V147H150V151H151ZM155 148H156V147H155ZM155 148H154V149H155ZM171 148H172V147H171ZM209 148L207 149V151H209ZM227 148H228V147H227ZM239 148H240V147H239ZM252 148H253V147H252ZM104 149H105V148H104ZM118 149H119V147H118ZM118 149H117V150H118ZM152 149H153V148H152ZM168 149H169V148H168ZM173 149H174V148H173ZM194 149H195V148H194ZM109 150H110V149H109ZM115 150H116V149H115ZM117 150H116V151H117ZM132 150H133V149H132ZM147 150H148V148H147ZM236 150H237V149H235V150L232 149V150H231L232 152L230 151L231 154H232L233 151H234V152H236L237 154L241 155V153H239V151H241V150H238V152H237ZM75 151L77 152L78 150L75 149ZM95 151H96V150H95ZM121 151H122V150H121ZM125 151H126V150H125ZM133 151H134V150H133ZM154 151H155V150H154ZM168 151H169V150H168ZM170 151H171V149H170ZM186 151H188V150H186ZM202 151H203V149H202ZM202 151H201V152H202ZM213 151H212V152H213ZM76 152H75V153H76ZM114 152H115V151H114ZM114 152H113V154H114ZM119 152H120V151H119ZM136 152H137V151H136ZM144 152H145V151H144ZM158 152H159V151H158ZM178 152H179V151H178ZM230 152H229V153H230ZM241 152H242V151H241ZM71 153H72V152H71ZM134 153H135V151H134ZM162 153H163V152H162ZM174 153H175V152H174ZM198 153H199V152H198ZM204 153H205V152H203V154H204ZM220 153H222V154H221V155H223L222 157H221ZM244 153H245V152H244ZM73 154H74V153H72L73 160L71 159L70 162L68 161V162H69V168H68L67 175H64V176H66L65 179H63V181H61L60 183H57L56 187L58 186V188H57V191H56V192H57L56 195L53 193V195L58 196L57 198H54V201H55V202H58L59 204H61L60 202H61L62 200H67V199L73 197L75 193H77V192H74V193L71 192V189H73V185L75 186L76 183H77L78 181H81V180L76 181L75 184H73L74 181H72V180H74V179L77 177V174L79 173V170L85 165L84 163L86 162V160H89V159H91V158L93 157V156H92V157L90 156L91 158H89V159H86V158H85V159H84L83 156L81 155L82 159L85 160V162L83 163V161H82V162L80 161L81 159H78V160L74 159V156H75V155H73ZM90 154H91V152H90ZM100 154H101V153H100ZM113 154H112V155H113ZM124 154H126V152H125ZM135 154H137V153H135ZM155 154H156V153H155ZM159 154H161V153H159ZM163 154H164V153H163ZM163 154H162V155H163ZM165 154H166V153H165ZM186 154H187V153H186ZM191 154H192V153H191ZM201 154H202V153H201ZM201 154L199 153V157H201ZM208 154H209V153H208ZM208 154H206V156H207ZM218 154H216L217 157H219ZM245 154L251 155L252 153H251V154H249V153H245ZM255 154H257V153H255ZM77 155H79V154H77ZM92 155H93V154H92ZM109 155H110V154H109ZM119 155H120V154H119ZM126 155H127V154H126ZM152 155H153V154H152ZM166 155H167V154H166ZM172 155H174V154H172ZM175 155H176V154H175ZM183 155H184V154H183ZM187 155H189V154H187ZM214 155H215V154H214ZM216 155H215V158H216ZM226 155H228V154L225 153V158H227ZM233 155H235V157H238V156H236V154H234V153H233ZM252 155H253V154H252ZM178 156H179V155H178ZM180 156H181V155H180ZM180 156H179V157H180ZM203 156H204V155H203ZM210 156H211V155L209 154V157H210ZM81 157H80V158H81ZM88 157H89V156H88ZM146 157H147V156H146ZM149 157H150V156H149ZM181 157H182V156H181ZM204 157H205V156H204ZM212 157H213V156H212ZM244 157H245V156H244ZM247 157H248V156H247ZM250 157H252V156H250ZM64 158L66 159V157H63V159H64ZM97 158H99V157H97ZM103 158H104V157H103ZM107 158H108V156H107ZM107 158H106V159H107ZM147 158H148V157H147ZM158 158H159V157H158ZM161 158H162V157H161ZM183 158H184V157H183ZM186 158H188V157L186 156ZM206 158H207V157H206ZM210 158H211V157H210ZM241 158H242V157H241ZM245 158H246V157H245ZM99 159H101V158H99ZM106 159H105V160H106ZM114 159H115V158H114ZM144 159H146V158L144 157ZM159 159H160V158H159ZM193 159H195V158H193ZM196 159H197V158H196ZM238 159H239V158H238ZM250 159H251V158H250ZM95 160H96V159H95ZM110 160H111V159H110ZM112 160H113V159H112ZM119 160H120V159H119ZM130 160H131V157H130ZM207 160H208V159H207ZM210 160H212V158L209 159V161H210ZM216 160H218V159H216ZM220 160H222V159H220ZM239 160H240V159H239ZM97 161H98V160H96L95 164L93 163L95 166L97 165V164H96ZM107 161H108V160H107ZM188 161H190V160L188 159ZM249 161H251V160H249ZM89 162H90V160H89ZM99 162L101 163V160L98 161V163H99ZM159 162H161V161H159ZM171 162H172V161H171ZM176 162H179V161H176ZM183 162H184V160H183ZM185 162H186V161H185ZM198 162H199V161H198ZM204 162H205V161H204ZM153 163H154V162H153ZM126 164H127V163H126ZM140 164H141V163H140ZM169 164H170V163H169ZM177 164H178V163H177ZM179 164H180V162H179ZM218 164H221V162L218 163ZM12 165H13V164H12ZM64 165H66V164L64 163L63 166H64ZM127 165H128V164H127ZM134 165H135V163H134ZM199 165H200V164H199ZM95 166H94V167H95ZM102 166H104V165H102ZM102 166H101V167H102ZM105 166L107 167V165H105ZM109 166H110V165H109ZM142 166H143V165H142ZM152 166H153V165H152ZM156 166H157V165H156ZM6 167H8V166H6ZM94 167L92 166V168H94ZM106 167H105V168H106ZM136 167H137V166H136ZM140 167H141V166H140ZM154 167H155V166H154ZM168 167H169V166H168ZM172 167H173V165H172ZM180 167H182V166L180 165ZM65 168H66V167H65ZM97 168H98V167H97ZM97 168H96V169H97ZM137 168H138V167H137ZM137 168H136V169H137ZM169 168H170V167H169ZM98 169H100V168H98ZM107 169H108V168H107ZM159 169H160V168H159ZM205 169H206V168H205ZM215 169H217V168H215ZM239 169H240V168H239ZM94 170H95V168H94ZM108 170L111 171L110 169H108ZM157 170H158V169H157ZM157 170H156V172H157ZM224 170H225V169H224ZM82 171H83V170H82ZM88 171H89V170H88ZM134 171H135V170H134ZM166 171H167V170H166ZM166 171H164L163 174H165ZM207 171H208V170H207ZM83 172H84V171H83ZM85 172L87 173L86 175H89V174H90V173L87 172V170H86ZM102 172H103V173H104V172L107 173L108 171H106V169H105V171H104V169H102V171L100 170V173H101V174L98 173L99 175H97L96 171L94 172L95 175H97L96 177L99 176L100 179H98V180H102V178L100 177V175H102ZM112 172H113V171H112ZM112 172H111V176H113V175H112ZM225 172H226V171H225ZM108 173H109V176H110V172H108ZM108 173H107V174H108ZM218 173H219V171H218ZM91 174H92V173H91ZM104 174H105V173H104ZM155 174H156V177L158 176V177L160 178V176L157 175L158 173H155ZM119 175H120V174H119ZM131 175H132V174H131ZM160 175H161V174H160ZM182 175H183V174H182ZM206 175H208V174H206ZM212 175H213V174H212ZM220 175H221V174H220ZM84 176H85V175H84ZM105 176H106V174H105ZM109 176H108V177H109ZM117 176H118V175H117ZM121 176H122V175H121ZM133 176H134V175H133ZM133 176H132V177H133ZM138 176H139V175H138ZM138 176H136V177H138ZM59 177H60V176H59ZM80 177H83V176L80 175L79 178H80ZM89 177H90V175H89ZM93 177H95V176H93ZM93 177H92V178H93ZM108 177H107V178H108ZM149 177H150V176H149ZM167 177H168V176H167ZM176 177H177V176H176ZM182 177H183V176H182ZM204 177H205V176H204ZM11 178H12V177H11ZM63 178H64V177H63ZM83 178H84V177H83ZM85 178H87V177H85ZM103 178H104V177H103ZM113 178H116V175H115ZM117 178H119V177H117ZM129 178H131V177H129ZM141 178H143V177H141ZM180 178H181V177H180ZM125 179H126V178H125ZM127 179H128V177H127ZM127 179H126V180H127ZM163 179H164V178H163ZM163 179H160V180H158V181H161V180H163ZM86 180H87V179H85L84 181H86ZM90 180H92V179H90ZM90 180H89V181H90ZM95 180H97V178H95ZM95 180H94V183H95ZM153 180H155L154 177H153ZM183 180H184V178H183ZM15 181H16V179H15ZM89 181H87V182L89 183ZM109 181H110V180H109ZM124 181H125V180H124ZM124 181H122V183H124ZM156 181H157V180H156ZM156 181H155V182H156ZM166 181H167V180H166ZM179 181L181 182V180H179ZM4 182H6V181H4ZM57 182H58V181H57ZM98 182H99V181H98ZM130 182H131V181H130ZM150 182H151V181H150ZM155 182H154V183L152 182V183L155 185ZM6 183H7V182H6ZM78 183H80V182H78ZM82 183H85V184H86V182H82ZM126 183H127V182H126ZM126 183H125V184H126ZM176 183H177V182H176ZM182 183H183V182H182ZM255 183H256V182H255ZM7 184H8V183H7ZM80 184H81V183H80ZM135 184H136V183H135ZM138 184H139V183H138ZM86 185H87V184H86ZM110 185H111V183H110ZM110 185H109V186H110ZM115 185H116V184H115ZM119 185H120V184H119ZM119 185H118V186H119ZM128 185H129V182H128ZM150 185H151V183H150ZM54 186H55V185H54ZM54 186H53V188H56V187H54ZM78 186H79V185H78ZM107 186H108V185H107ZM120 186H121V185H120ZM122 186H123V185H122ZM122 186H121V187H122ZM83 187H84V186H83ZM98 187H99V186H98ZM102 187H103V186H102ZM111 187H112V186H111ZM155 187H156V186H155ZM205 187H206V185H205ZM217 187H218V186H217ZM1 188H2V187H1ZM8 188H9V187L7 186V188H5V189L7 190ZM103 188H104V187H103ZM103 188H102V189H103ZM112 188H113V187H112ZM112 188L108 187V188H106V189L109 190V189H112ZM122 188H123V187H122ZM130 188H131V186H130ZM133 188H134V186H133ZM254 188H255V187H254ZM9 189H10V188H9ZM9 189H8V190H9ZM82 189H83V188H82ZM100 189H101V188H100ZM123 189H125V190L127 189V190L130 191V189H128V187H127V188H123ZM123 189H122V190H123ZM135 189H136V188H135ZM2 190H3V188H2ZM11 190H12V189H11ZM92 190H93V189H92ZM95 190H96V188H95ZM108 190H107V191H108ZM112 190H113V189H112ZM122 190H121V191H122ZM127 190H126V192H127ZM131 190L133 191L134 189L131 188ZM138 190H139V189H138ZM4 191H5V190H4ZM4 191H3V193H4ZM90 191H91V190H90ZM90 191H89V192H90ZM97 191H99V190L97 189ZM103 191H104V190H103ZM107 191H104V192H106V194H107ZM121 191H120V192H121ZM123 191H124V190H123ZM129 191H128V192H129ZM134 191H135V190H134ZM134 191H133V193H134ZM187 191H188V190H187ZM91 192H92V191H91ZM99 192H100V191H99ZM101 192H102V191H101ZM118 192H119V191H118ZM3 193H2V198H3V196H4ZM96 193H97V192H96ZM109 193H111V190L109 191ZM129 193H132V192L130 191ZM4 194H5V193H4ZM7 194H8V193H7ZM14 194H15V193H14ZM77 194H78V193H77ZM77 194H76V196H78ZM87 194H89V193H87ZM87 194H85V195H87ZM111 194H114V193H111ZM115 194H116V192H115ZM124 194H125V193H124ZM124 194H123V195H124ZM8 195H9V194H8ZM51 195H52V194H51ZM85 195H84V197H85ZM103 195H104V194H103ZM117 195H118V194H117ZM126 195H127V194H126ZM129 195H130V194H129ZM135 195H137V194H135ZM105 196H106V195H105ZM111 196H112V195H111ZM159 196H160V195H159ZM207 196H208V195H207ZM5 197H6V196H5ZM5 197H4V198H5ZM7 197L10 199L11 196H10V197L7 196ZM7 197H6V198H7ZM15 197H16V196H15ZM84 197H83V198H84ZM101 197H102V196H101ZM4 198L1 199V200H2V206H3V204H5V203L7 204V200L4 199ZM11 198H12V197H11ZM49 198H51V197L49 196ZM80 198H81V197H80ZM83 198H81V199L78 198V199H79V200H82ZM107 198H108V197H107ZM121 198H122V197H121ZM78 199H77V200H78ZM86 199H87V198H86ZM124 199H125V198H124ZM124 199H123V200H124ZM129 199H130V197H129ZM139 199H140V197H139ZM196 199H197V198H196ZM14 200H16V199L14 198ZM27 200H28V199H27ZM52 200H53V198H52ZM93 200H94V199H93ZM3 201H5V202L3 203ZM54 201H52V202H54ZM94 201H95V200H94ZM119 201H120V200H119ZM9 202H11V200H10ZM34 202H35V201H34ZM34 202H33V204H34ZM36 202H37V201H36ZM38 202H39V201H38ZM38 202H37V203H38ZM45 202H46V201H45ZM50 202H51V201H50ZM52 202H51V205H52L53 208H54L55 206L52 204ZM85 202H86V201H85ZM92 202H93V201H92ZM114 202H115V201H114ZM140 202H141V200H140ZM217 202H218V201H217ZM11 203H12V202H11ZM15 203H16V202H15ZM15 203H14V204H15ZM30 203H32V202H30ZM47 203H48V202H47ZM93 203H94V202H93ZM98 203H99V202H98ZM163 203H164V202H163ZM163 203H162V204H163ZM12 204H13V203H12ZM63 204H64V203H63ZM73 204H74V203H73ZM103 204H104V203H103ZM116 204H117V203H116ZM131 204H132V203H131ZM131 204H130V205H131ZM159 204H160V206H161V203H159ZM159 204H158V205H159ZM211 204H212V203H211ZM29 205H30V204H29ZM56 205H58V204H56ZM61 205H62V204H61ZM80 205H81V204H79V206H80ZM92 205H93V204H92ZM158 205H157V207H158ZM163 205H164V204H163ZM163 205L161 206L160 209L164 208ZM165 205H166V204H165ZM35 206H36V205H35ZM45 206H46V205H45ZM49 206H50V204H48V207H49ZM62 206H63V205H62ZM67 206H68V205H67ZM71 206H72V205H71ZM76 206H78V205H76ZM79 206H78V207H79ZM81 206H82V205H81ZM84 206H85V205H84ZM84 206H83V207H84ZM153 207L155 208V205H154ZM193 207H194V206H193ZM2 208H4V206H3ZM44 208H46V207H44ZM53 208H52V211H54ZM62 208H63V207H62ZM81 208H82V207H81ZM85 208H86V207H85ZM85 208H84V209H85ZM89 208H90V207H89ZM91 208H95V207H91ZM106 208H107V207H106ZM149 208H150V207H149ZM174 208L177 209L178 207H177V208L174 207ZM4 209H5L6 211L8 210L7 208H4ZM35 209H36V208H35ZM50 209H51V208H50ZM57 209H58V208H57ZM82 209H83V208H82ZM118 209H119V208H118ZM126 209H127V208H126ZM158 209H159V207H158ZM165 209L167 210L168 207L165 208ZM169 209H170V208H169ZM38 210H39V209H38ZM45 210H46V212H48L47 209H45ZM45 210H44V212H43V211H42V212H43V213H46ZM48 210H49V209H48ZM80 210H81V209H79V211H80ZM92 210H93V209H92ZM127 210H128V209H127ZM206 210H207V209H206ZM12 211H13V209H12ZM49 211H50V210H49ZM81 211H82V210H81ZM97 211H98V209H97ZM99 211H100V210H99ZM167 211H168V210H167ZM170 211H171V210H170ZM211 211H212V210H211ZM7 212H8V211H7ZM50 212H51V211H50ZM87 212H88V211H87ZM87 212H86V213H87ZM100 212H101V211H100ZM51 213H53V212H51ZM84 213H85V212H84ZM90 213H91V212H90ZM105 213H106V212H105ZM75 214H76V213H75ZM115 214H116V213H115ZM143 214H144V213H143ZM46 215H47V214H45V216H46ZM52 215H53V214H52ZM216 215H217V214H216ZM37 216H39V215H37ZM47 216H48V215H47ZM49 216H50V215H49ZM49 216H48V219H47L48 221L50 220V219H49ZM98 216H100V214H99ZM147 216H148V215H147ZM8 217L11 218L10 215H9V213H8ZM89 217H90V216H89ZM12 218H13V216H12ZM54 218H55V215H54ZM82 218H83V217H82ZM92 218H93V217H92ZM213 218H214V216H213ZM37 219H38V218H37ZM52 219H53V218H52ZM78 219H79V218H78ZM88 219H89V218H88ZM207 219H208V218H207ZM211 219H212V218H211ZM47 220H46V221H47ZM55 220H56V219H55ZM96 221H97V220H96ZM101 221H102V220H101ZM106 221H107V220H106ZM41 222H43V221H41ZM41 222L39 221V223H41ZM55 222H56V221H55ZM17 223H18V222H17ZM36 223H37V222H36ZM48 223H49V222H48ZM178 223H179V222H178ZM52 224H54V223L52 222ZM155 224H156V222H155ZM169 225H170V224H169ZM194 225H195V224H194ZM213 225H214V224H213ZM215 225H216V224H215ZM21 226H23V225H21ZM165 226H166V225H165ZM209 226H210V225H209ZM218 226H219V225H218ZM34 227H35V226H34ZM34 227H33V228H34ZM187 227H188V226H187ZM187 227H186V228H187ZM191 227H192V226H191ZM19 228H20V227H19ZM195 228H196V226H195ZM197 228H198V227H197ZM197 228H196V229H197ZM14 229H15V228H14ZM24 229H25V228H24ZM26 229H27V228H26ZM177 229H178V228H177ZM189 229H190V228H189ZM191 229H193V228H191ZM206 229H207V228H205L204 230H206ZM217 229H218V228H217ZM12 230H13V229H12ZM31 230H32V229H31ZM10 231H11V230H10ZM18 231H19V230H18ZM26 231H27V230H26ZM32 231L35 232V230H32ZM231 231H232V230H231ZM19 232H20V231H19ZM21 232H22V230H21ZM24 232H25V231H24ZM186 232H187V231H186ZM190 232H191V231H190ZM51 233H52V232H51ZM55 233H56V232H55ZM58 233H59V232H58ZM140 233H141V232H140ZM177 233H178V232H177ZM30 234H31V233H30ZM34 234H35V233H34ZM164 234H165V233H164ZM178 234H179V233H178ZM231 234H232V233H231ZM17 236H18V235H17ZM19 236H21V235H19ZM30 236H31V235H30ZM45 236H46V235H45ZM136 236H137V235H136ZM208 236H210V235H208ZM21 237H23V236H21ZM46 237H47V236H46ZM99 237H100V236H99ZM25 238H27V237H25ZM32 238H33V237H32ZM209 238H210V237H209ZM209 238H208V239H209ZM18 239H20V238L18 237ZM44 239H45V238H44ZM46 239H47V238H46ZM96 239H97V237H96ZM150 239H151V238H150ZM177 239H178V238H177ZM210 239H211V238H210ZM216 239H218V238H216ZM26 240H27V239H25V242H26ZM39 240H40V239H39ZM55 240H56V239H55ZM89 240H90V242L92 241L91 238H90ZM212 240H213V236H212ZM212 240H211V241H212ZM15 241H16V240H15ZM20 241L22 242V239H21ZM27 241H29V240H27ZM40 241H41V240H40ZM43 241H44V240H43ZM47 241H48V239H47ZM93 241H94V240H93ZM99 241H100V240H99ZM178 241H179V239H178ZM198 241H199V240H198ZM21 242H18V243H21ZM53 242H54V241H53ZM55 242H56V241H55ZM57 242H59V241H57ZM86 242H89V241L87 240ZM148 242H150V241H148ZM189 242H190V241H189ZM214 242L216 243V241H214ZM22 243H24V242H22ZM26 243H27V242H26ZM29 243H30V242H28V244H29ZM44 243H46V241H44ZM133 243H135V242L133 241ZM211 243H212V242H211ZM82 244H83V243H82ZM85 244H86V243H85ZM130 244H131V243H130ZM216 244H217V243H216ZM216 244H214V245H216ZM23 245H24V244H22V246H23ZM25 245H26V244H25ZM60 245H61V244H60ZM83 245H84V244H83ZM110 245H111V244H110ZM147 245H148V244L146 243V246H147ZM152 245H153V244H152ZM195 245H196V244H195ZM198 245H199V242H198ZM203 245H204V244H203ZM210 245H211V244H210ZM22 246H21V248H22ZM61 246H62V245H61ZM85 246H87V245H85ZM133 246H134V245H133ZM136 246H137V245H136ZM216 246H218V245H216ZM220 246H221V245H220ZM94 247H95V246H94ZM137 247H138V246H137ZM185 247H186V245H185ZM185 247H184V248H185ZM227 247H228V246H226V249H227ZM35 248H36V247H35ZM141 248H142V247H141ZM153 248H154V247H153ZM155 248H156V247H155ZM213 248H214V247H213ZM33 249H34V248H33ZM37 249H38V248H37ZM43 249H44V248H43ZM62 249H63V248H62ZM97 249H98V248H97ZM148 249H149V246H147V249H145V251L148 250ZM165 249H166V248H165ZM214 249H215V248H214ZM17 250H18V249H17ZM92 250H93V247H92ZM92 250H91V252H92ZM115 250H116V249H115ZM132 250H133V249H132ZM157 250H158V249H157ZM157 250H154V251H157ZM168 250H169V249H168ZM42 251H43V250H42ZM50 251H51V250H50ZM63 251H64V250H63ZM87 251H88V250H87ZM87 251H86V252H87ZM116 251H117V250H116ZM152 251H153V250H152ZM152 251H151V252H152ZM154 251L152 252L153 254L151 253L152 255L149 257L150 260H148V259H146V258H145L146 260H145V259H142V261H141L139 264H153L154 262L156 263V262L158 261V257H157V253H154ZM176 251H177V250H176ZM204 251H205V250H204ZM27 252H28V251H27ZM51 252L53 253L54 251L52 250ZM89 252H90V251H89ZM93 252H95V251H93ZM174 252H175V251H174ZM182 252H183V254H184V251H182ZM190 252H191V251H190ZM28 253H29V252H28ZM52 253H51V254H52ZM67 253H68V252H67ZM138 253H139V252H138ZM141 253H142V252H141ZM48 254H49V253H48ZM114 254H115V253H114ZM126 254H127V253H126ZM149 254H150V252L148 253V255H149ZM155 254H156V256H155ZM29 255H30V254H29ZM29 255H28V256H29ZM33 255H34V254H33ZM33 255H31V256H33ZM35 255H38V254H35ZM35 255H34V256H35ZM52 255H53L52 257L55 256V254H52ZM60 255H62V254H60ZM60 255H59V256H60ZM109 255H111V254H109ZM115 255H116V254H115ZM132 255H134V256L136 257L135 254H132ZM165 255L168 256L167 254H165ZM172 255H173V254H172ZM176 255H177V254H176ZM195 255H196V254H195ZM200 255H201V254H200ZM46 256H47V255H46ZM57 256H58V255H57ZM66 256H67V255H66ZM141 256H143V255H141ZM141 256H140V257H141ZM146 256H147V255H146ZM160 256H161V254H160ZM162 256H163V255H162ZM180 256H181V255H179V257H180ZM203 256H204V255H203ZM207 256H208V255H207ZM61 257H63V255H62ZM119 257H120V256H119ZM119 257H118V259L120 260L122 256H121L120 258H119ZM128 257H129V256H128ZM137 257H138V256H137ZM140 257H139V258H140ZM209 257L212 258L211 255H210ZM220 257H221V256H220ZM7 258H8V257H7ZM19 258H20V257H19ZM64 258H65V257H63V259H64ZM123 258L126 259L125 256H124ZM14 259H15V258H14ZM24 259H25V258H24ZM33 259H34V257H33ZM53 259H54V258H53ZM61 259H62V258H61ZM61 259H60V260H61ZM67 259H68V258H66L65 260H67ZM131 259H132V258H131ZM131 259H130V261H131ZM140 259H141V258H140ZM140 259H139V260H140ZM160 259H161V258H160ZM163 259H165V258H162V260H163ZM167 259H168V258H167ZM182 259H183V256H182ZM182 259H180V260H182ZM207 259H209V258H207ZM21 260H22V259H21ZM51 260H52V259H51ZM127 260L129 261V258H127ZM168 260H169V259H168ZM175 260H176V259H175ZM202 260H203V259H202ZM202 260H201V261H202ZM227 260H228V259H227ZM32 261H33V260H32ZM58 261H59V258H58ZM63 261H64V260H63ZM63 261H61V262H62V263H66V262H67V261H66V262H65V261L63 262ZM68 261H71V260L68 259ZM116 261H117V259H116ZM123 261H124V260H122V262H123ZM134 261H135V260H134ZM134 261H133V262H134ZM137 261H138V260H137ZM163 261H164V260H163ZM165 261H166V260H165ZM218 261H219V260H218ZM220 261H222V260H220ZM220 261H219V263H220ZM120 262H121V261H120ZM125 262H126V261H125ZM125 262H124V264H125ZM138 262H139V261H138ZM170 262L173 264L172 261H170ZM178 262H179V261H178ZM222 262H223V261H222ZM225 262H226V261H225ZM68 263H69V262H67V264H68ZM134 263H135V262H134ZM157 263H158V262H157ZM163 263H164V262H163ZM174 263H175V262H174ZM179 263H181V262H179ZM201 263H202V262H201ZM69 264H70V263H69ZM122 264H123V263H122ZM129 264H130V263H129ZM158 264H159V263H158ZM160 264H161V263H160ZM164 264H165V263H164ZM177 264H178V263H177ZM195 264H196V263H195ZM210 264H211V263H210ZM220 264H222V263H220ZM224 264H225V263H224Z\"/></svg>",
  "mask_w": 264,
  "mask_h": 264
}]
</instances>
